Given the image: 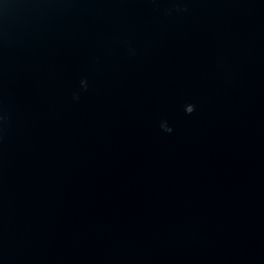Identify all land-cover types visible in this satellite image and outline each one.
<instances>
[{"label": "water", "instance_id": "1", "mask_svg": "<svg viewBox=\"0 0 264 264\" xmlns=\"http://www.w3.org/2000/svg\"><path fill=\"white\" fill-rule=\"evenodd\" d=\"M0 264H264V0H0Z\"/></svg>", "mask_w": 264, "mask_h": 264}, {"label": "clouds", "instance_id": "2", "mask_svg": "<svg viewBox=\"0 0 264 264\" xmlns=\"http://www.w3.org/2000/svg\"><path fill=\"white\" fill-rule=\"evenodd\" d=\"M178 10H185V9H178ZM80 83H81V86L83 87V89L86 91L87 90V82L85 80H82ZM73 98L78 99L79 97L74 94ZM194 110H195L194 105H192V104L185 105V113L186 114H191V113H193ZM160 127L163 131H165L167 133H171L173 131V129L168 126L166 121L162 122L160 124Z\"/></svg>", "mask_w": 264, "mask_h": 264}]
</instances>
